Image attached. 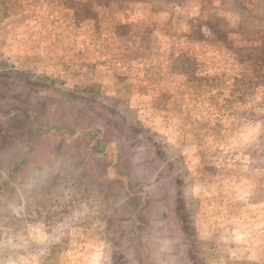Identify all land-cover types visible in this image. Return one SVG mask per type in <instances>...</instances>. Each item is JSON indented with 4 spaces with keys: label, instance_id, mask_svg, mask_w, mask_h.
Listing matches in <instances>:
<instances>
[{
    "label": "rangeland",
    "instance_id": "obj_1",
    "mask_svg": "<svg viewBox=\"0 0 264 264\" xmlns=\"http://www.w3.org/2000/svg\"><path fill=\"white\" fill-rule=\"evenodd\" d=\"M43 87L102 115L0 155V264H264V0H0V148Z\"/></svg>",
    "mask_w": 264,
    "mask_h": 264
},
{
    "label": "trees",
    "instance_id": "obj_2",
    "mask_svg": "<svg viewBox=\"0 0 264 264\" xmlns=\"http://www.w3.org/2000/svg\"><path fill=\"white\" fill-rule=\"evenodd\" d=\"M62 93L63 92H60L58 89L51 91L50 89L46 87L35 89L33 94L39 95L41 99L44 100L45 112H43L40 115L34 114L33 119L28 120V118H26L20 121L11 120L9 122V124L11 123L9 125V128H11L12 130L11 133L14 134V132H16L15 134L19 135L18 136L19 138H22L24 145L17 148L18 146L17 144L15 148L13 144H10L9 146L0 148V155L5 154L4 150H7L10 153H12L8 157L9 164L6 169V175L8 177H15L19 175L21 172L32 173L31 172L32 170L38 171L45 166V165L43 166V164H45L46 162H49L52 159L51 155L46 156V154L42 155L41 153L48 151L50 149L51 142L55 140L53 135L54 133H56V131L54 130L51 131V128L58 124H67L69 122L67 121L66 123V121H61L57 119L58 114H59L58 111L63 106V104L65 105L67 104L69 106L70 110L68 114L71 115L73 113V115L81 122L87 121V117L89 115H90V121H93L94 119L97 118V117H94L95 113L99 112L97 116L102 115V110H100L101 104L88 101L82 95L72 94V95L66 96V95H63L64 93L63 94ZM52 98H55V101ZM53 104H54V107L51 108ZM83 113H85V115L81 119L80 115ZM105 116L106 118H111V119L114 118V114L112 113V111H109V110H107V112L105 113ZM16 120H18V118H16ZM74 123H77V122L75 121ZM26 126H29V129L27 131L24 130ZM12 127H14L16 130L12 129ZM125 131L126 130L124 129L123 132ZM98 132H99V129H97V136L95 137V139H94V134L89 133L88 130L84 129L82 133V136L89 135L90 138L94 139V141H92L94 145L91 144L89 148L91 150H95V155L97 156H99L100 154H105L103 149L99 148V143L101 142V140L99 139L100 134ZM61 137H63L66 140L65 142L69 140V137H66L63 134L61 135ZM135 139L140 144L143 143V140L140 139L138 136L137 138L135 137ZM3 188H4V185H3ZM170 217L172 218V215ZM169 229L172 232L170 225H169ZM131 240H130V246L133 247V245H131ZM179 244L182 247L184 246L182 245V241H180ZM174 247L176 248L180 246L178 244H175ZM129 249L131 248L129 247ZM135 251L136 252L133 253V255L135 256H132V258L137 257V259H139L138 251L137 250ZM181 255L183 254H180V261H179L180 264L189 263V259H187V257L186 259H183V258L181 259ZM183 257L185 256L183 255ZM130 264H137V260L135 259L134 261V259H131Z\"/></svg>",
    "mask_w": 264,
    "mask_h": 264
}]
</instances>
